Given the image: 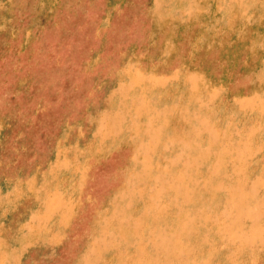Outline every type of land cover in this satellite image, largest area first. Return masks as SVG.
<instances>
[{"label":"rangeland","instance_id":"obj_1","mask_svg":"<svg viewBox=\"0 0 264 264\" xmlns=\"http://www.w3.org/2000/svg\"><path fill=\"white\" fill-rule=\"evenodd\" d=\"M0 264H264V0H0Z\"/></svg>","mask_w":264,"mask_h":264}]
</instances>
